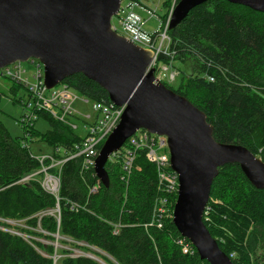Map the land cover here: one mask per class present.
Masks as SVG:
<instances>
[{
  "label": "trees",
  "instance_id": "obj_1",
  "mask_svg": "<svg viewBox=\"0 0 264 264\" xmlns=\"http://www.w3.org/2000/svg\"><path fill=\"white\" fill-rule=\"evenodd\" d=\"M168 35L173 60L183 64L189 59L194 73L186 77L181 68L176 90L163 84L205 114L217 142L241 145L255 156L261 150L264 160V13L211 0L191 9ZM5 79L12 83L9 92L26 91ZM62 83L90 102L109 101L106 91L82 74ZM28 97L26 91V99L13 101L23 106ZM39 117L49 126L44 133L34 129ZM23 118L24 114L18 121L24 134L21 138H12L0 120V217L32 222L36 214L58 205L59 221L54 216L43 218L42 226L80 250L106 254L110 259L100 256L105 264H208L172 222L176 194L170 197L169 216L154 215L156 202L165 192L158 184L155 165L143 150L137 151L127 178L121 162L109 159L107 187L92 167L84 168L83 156L65 161L58 201L38 183L42 174L21 182L40 168L27 138L45 142L57 160L74 154V144L83 139L46 112H36V119L30 121ZM202 221L233 264H256L253 254L260 239L253 227L264 228V189L254 188L237 164L222 166L213 180ZM60 252L0 230V264H102L84 255L70 257L68 251ZM62 253L68 255L54 262L53 255Z\"/></svg>",
  "mask_w": 264,
  "mask_h": 264
},
{
  "label": "water",
  "instance_id": "obj_2",
  "mask_svg": "<svg viewBox=\"0 0 264 264\" xmlns=\"http://www.w3.org/2000/svg\"><path fill=\"white\" fill-rule=\"evenodd\" d=\"M121 1L0 0V69L36 59L43 66L47 89L82 74L105 90L114 106L124 107L94 160V173L104 187L109 183L105 165L137 130L165 136L170 168L179 183L174 226L201 260L233 264L202 221L211 186L219 168L237 164L249 183L263 190L264 162L241 145L217 142L205 114L148 70L152 52L112 30L111 19ZM207 1L179 0L169 30ZM225 1L264 13V0ZM158 60L167 56L160 53ZM182 66L185 76L192 77L191 61Z\"/></svg>",
  "mask_w": 264,
  "mask_h": 264
},
{
  "label": "built area",
  "instance_id": "obj_3",
  "mask_svg": "<svg viewBox=\"0 0 264 264\" xmlns=\"http://www.w3.org/2000/svg\"><path fill=\"white\" fill-rule=\"evenodd\" d=\"M169 1L170 4L168 5L167 14L161 18V22L159 23L160 31L157 29L152 34L145 30V26L148 19L157 17L156 14L146 9L148 18L143 19L138 14L130 11L134 5H140L138 0H132L127 6L122 5V0L119 11L114 16L118 18V22L122 27L124 32L123 37L134 45L152 52L153 58L148 70L153 69L155 77L162 83L163 79L168 83L174 82L176 77L179 76V71L172 67L173 56L169 51L170 38L168 35L171 16L179 0ZM140 8L144 9L145 7L140 5ZM111 28L116 32V29L112 26V22ZM166 42L167 46L164 48ZM160 53L165 54L167 60H158ZM28 61L34 66L33 71H28L22 62L18 61L0 69L1 78H8L15 84L23 86L29 94L27 100L23 101L25 111L23 120L30 121L36 119V112L43 111L55 120L67 124L74 130L78 128V125L72 123L69 118H78L82 120V128L85 131V135L82 136L83 139L73 146L74 154L63 160H57L50 154L32 155L40 164V168L21 180V182H27L34 179L38 174H42L38 183L44 191L51 194L58 201L62 164L74 157L83 156L84 168H93L94 160L99 152V146L103 144L120 121L124 107H116L110 101L90 102L87 98L77 95L62 82L47 89L44 84L43 66L36 59H29ZM76 101H80L82 105L90 104L94 116L89 114L84 115L74 109L73 105ZM138 150H143L147 160L155 165L158 184L163 192H165V196L156 202L154 215L157 218L169 216L171 214L170 197L174 194L177 195L179 183L178 175L170 168L167 139L165 136L151 134L143 129L137 130L129 137L120 150L113 153L110 157L112 160H119L121 162V168L125 178L131 173L132 164ZM259 159L264 162L261 156H259ZM96 188L94 186L91 191L95 192ZM73 207L78 206L73 205ZM53 211V216L59 221L58 205H56ZM14 221L10 218L0 217V230L18 235L8 229V226L12 222L14 223ZM187 250L188 247L185 246L184 251ZM55 261L56 259H54Z\"/></svg>",
  "mask_w": 264,
  "mask_h": 264
},
{
  "label": "rangeland",
  "instance_id": "obj_4",
  "mask_svg": "<svg viewBox=\"0 0 264 264\" xmlns=\"http://www.w3.org/2000/svg\"><path fill=\"white\" fill-rule=\"evenodd\" d=\"M137 1V0H136ZM132 0H123L122 5L127 6L130 4ZM139 4L144 9L140 8V5H134L130 11L138 14L141 18L147 19V10L149 9L152 12L156 14L157 17H151L148 19L145 30L152 34L157 29L160 31L159 23L161 22V18H163L168 11V3L169 0H138ZM112 26L116 29V32L120 36H124V32L122 30L121 25L118 22L117 17L112 18ZM162 30V29H161ZM167 46V42L164 45V48ZM37 63V61H36ZM23 66L28 71H33L34 66L30 63V61L22 62ZM172 67L173 69L180 70L183 68L180 61L173 60L172 61ZM163 83H165L169 88L176 90L181 81V77H176L174 82H166L164 79L162 80ZM12 83L8 81L5 78L0 77V120L4 127L7 129L8 133L12 138H21L24 136L22 126L18 124V121L22 120L23 114H25L24 108L19 103H15L13 100L17 98H23L26 99V91L20 90L14 93L9 92V89L11 87ZM74 109L78 110L80 113L84 115H92L94 116V113L91 110L90 104L88 105H82L80 101H76L73 105ZM72 123L78 125V128L75 129V133L79 136H84L85 131L82 128L81 122L78 118H69ZM34 129H36L40 133H44L49 129V126L46 122V120L42 117H39L36 121H34ZM28 140V148L31 152V155L33 156H39L44 154H51L52 150L48 145L45 144V142L40 141L39 138L33 137V138H27ZM263 154L261 150L258 151V156L262 157ZM54 210V209H53ZM53 210H47L40 212L36 214L33 217V221L29 222L27 219H13L15 220L14 223L10 226H8V229L12 233H17L22 238H24L27 241H37L41 243L44 247H47L49 245L54 247V251L57 254H60V250L68 251L70 257H76L78 255H84V256H92L95 259H98L99 261L104 262V260L100 256H106V254L96 251L98 254H93L92 252H87L80 250L76 248L69 239H66L62 237L58 232H51L45 229V227L42 226L43 218L53 217ZM253 229L257 232L259 236V246L256 252L253 254V259L255 260L256 264H264V228L260 226H254ZM80 246H84V244H78ZM96 250V249H94ZM53 255V259H58L59 257L63 255H68L67 253H62V255ZM110 259V258H109Z\"/></svg>",
  "mask_w": 264,
  "mask_h": 264
}]
</instances>
